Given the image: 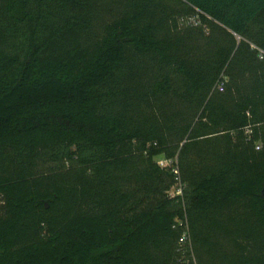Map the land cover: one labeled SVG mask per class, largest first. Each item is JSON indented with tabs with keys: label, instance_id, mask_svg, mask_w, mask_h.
<instances>
[{
	"label": "trees",
	"instance_id": "1",
	"mask_svg": "<svg viewBox=\"0 0 264 264\" xmlns=\"http://www.w3.org/2000/svg\"><path fill=\"white\" fill-rule=\"evenodd\" d=\"M0 264H264V0H0Z\"/></svg>",
	"mask_w": 264,
	"mask_h": 264
},
{
	"label": "built area",
	"instance_id": "2",
	"mask_svg": "<svg viewBox=\"0 0 264 264\" xmlns=\"http://www.w3.org/2000/svg\"><path fill=\"white\" fill-rule=\"evenodd\" d=\"M220 88H222V86H220ZM259 148V146H258ZM159 165L161 167H171L173 172L176 175V183L175 185L171 188L170 190V194L173 197H180V199H184V195H185V184L182 182L181 177H180V170H179V166H178V159H174V160H170V159H162L160 161H158ZM181 243L182 246L184 247H192L191 244V238H190V233L188 230V227H186L183 237L181 239Z\"/></svg>",
	"mask_w": 264,
	"mask_h": 264
},
{
	"label": "rangeland",
	"instance_id": "3",
	"mask_svg": "<svg viewBox=\"0 0 264 264\" xmlns=\"http://www.w3.org/2000/svg\"><path fill=\"white\" fill-rule=\"evenodd\" d=\"M193 19H198V18H197L196 15H195V16L193 17ZM193 19H192V20H193ZM207 32H208V30H207ZM162 159H164V157H162V156L156 158L157 161H160V160H162ZM187 198H188V197H187ZM184 201H185V199L183 200V202H184ZM186 202H187V201H186ZM190 255H191V257H193L191 253H190Z\"/></svg>",
	"mask_w": 264,
	"mask_h": 264
}]
</instances>
